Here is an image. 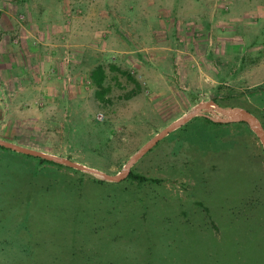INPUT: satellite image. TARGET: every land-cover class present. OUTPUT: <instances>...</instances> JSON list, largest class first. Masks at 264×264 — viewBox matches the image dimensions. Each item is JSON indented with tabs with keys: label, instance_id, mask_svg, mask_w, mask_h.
<instances>
[{
	"label": "rangeland",
	"instance_id": "rangeland-1",
	"mask_svg": "<svg viewBox=\"0 0 264 264\" xmlns=\"http://www.w3.org/2000/svg\"><path fill=\"white\" fill-rule=\"evenodd\" d=\"M241 1L221 7L224 22L216 28L256 27L257 5ZM177 2L19 4L20 28H36L24 17L34 13L47 15L40 23L54 30L47 35L53 53L42 39L20 38L51 59L45 77L34 71L27 78L32 87L44 78L52 92L43 99L36 91L26 98L0 91V139L116 175L170 123L199 104L215 106L131 166L156 181H108L0 146V264H264V147L245 123L205 119L239 108L264 127V38H245L254 51L205 53V38H190L191 46L176 36L179 25L204 27L203 15L195 20ZM99 64L102 99L89 77Z\"/></svg>",
	"mask_w": 264,
	"mask_h": 264
},
{
	"label": "crops",
	"instance_id": "crops-1",
	"mask_svg": "<svg viewBox=\"0 0 264 264\" xmlns=\"http://www.w3.org/2000/svg\"><path fill=\"white\" fill-rule=\"evenodd\" d=\"M30 1L33 0H0V91H2L1 93H5L7 97L11 95L13 97H15L16 95H20L23 98H26V96L30 94L31 91H36L33 93L41 95L40 98L42 97L43 99H47V96L50 95L52 92L50 90L49 84L46 82L47 80L44 81V78H42L43 81H40L32 87L31 83L33 82V80L32 78H27V75L29 76V73L33 75V72L35 71L37 74H39L38 76L40 78L43 76L45 77V74H48L49 70H53L52 66L47 63L51 62V59H48L47 56H45L44 54H40L38 52L39 49H37V47H31L29 40H20V38L32 37V39L35 38L37 41H41L42 39V43H44L45 45L43 48H45L46 50L51 49L49 52L53 53V49L55 48L47 47V45H49L47 42L49 36L47 35L49 33L52 34L54 30L53 28H51V31L47 33V30L44 29L40 23L47 21V15H34V13H30L28 15H25L24 17L27 21L30 22V24L35 25L36 28H20L18 20L20 10L19 4L24 2L23 4H25V6H28L29 4H31ZM251 2L257 5L256 9L258 10V14L259 12L261 13V18L259 16L255 18L256 20L254 24L256 23V27L246 31L245 28H243V30L241 31L233 29L231 30V32H229L225 29L216 28V23L220 24L224 22V16H221L219 13H222L221 7L228 6L231 8L232 6H234V8H236L238 7V5L242 4V1L239 2V0H178L176 4L177 6L181 7L185 6L186 4L190 6L187 12L191 13L195 20H197V17L201 18V16L203 15L201 19L204 20V27L197 25L199 23H197L196 26H187V28L183 27L182 25H179L176 29V36L189 37L187 43L191 44V46H196V41H191L190 38H205V42L199 44L202 46V49H204L205 53L211 52L226 54L227 52L231 51V49L229 50V48L231 47H239V50L244 52V49L247 46L251 48L250 51H254L253 49L258 48L251 45H246L245 38L249 36L260 39L264 38V28H258L257 26V23L260 20L262 23H264V0H252ZM216 7H218V9H215ZM157 10L158 12H164V9H160V7ZM201 10L202 12H200ZM213 13L218 18L213 16ZM223 13L226 14L227 12ZM206 14H208V16H206ZM180 15H183V8L180 11ZM180 15L178 13L179 22L180 20L182 21V17H180ZM87 17H81V19L77 21L85 23ZM214 20L215 24L209 25V22ZM67 21L68 23L63 25V29L65 30L70 27L69 23L71 22V20L67 19ZM192 24L195 25V23L193 22ZM81 27H83V24L81 25ZM156 33L157 36H165V34L162 32ZM18 75L19 78L16 77ZM23 76L25 77L24 80L22 78ZM19 79H22V81H20V84L18 81ZM35 81L37 80L34 79V82ZM258 81L259 80H256L253 83H259ZM25 85L27 86V88L22 90L23 86ZM1 113L2 112H0V118L3 117Z\"/></svg>",
	"mask_w": 264,
	"mask_h": 264
},
{
	"label": "water",
	"instance_id": "water-1",
	"mask_svg": "<svg viewBox=\"0 0 264 264\" xmlns=\"http://www.w3.org/2000/svg\"><path fill=\"white\" fill-rule=\"evenodd\" d=\"M209 106H215V103L212 101H209L207 103L204 104H199L197 109L182 116L181 118L173 121L172 123H170L168 126H166L164 129H162L161 131H159L157 134H155L152 138H150L141 148H139L126 162L125 166L123 167V169L121 170V172H119L116 175H109L107 173L101 172L99 170L93 169V168H89L86 167L83 164H79L77 162H74L72 160H69L67 158H62V157H58V156H54V155H50L35 149H31V148H26V147H22L19 145H15L11 142L5 141L0 139V146H3L5 148H9L11 150L23 153V154H27V155H31V156H35V157H40L49 161H53L55 163H59V164H63L78 170H82V171H86L89 172L93 175H99L100 177H102L105 180L108 181H120L123 178H125L131 169V166L136 162V160L143 154L145 153L147 150H149L159 139H161L162 137H164L166 134H168L170 131H172L173 129L179 127L181 124L185 123L186 121H188L189 119H191L192 117L198 115V114H202L200 113V111L204 108H209ZM213 112V111H212ZM227 117H209L211 120H214L216 122H221V123H229V122H245L250 129L255 133V135L257 136V138L259 139V141L261 142V144L264 147V129L263 126L261 124V122L253 115L251 114L249 111L247 110H243V109H233L230 111H226Z\"/></svg>",
	"mask_w": 264,
	"mask_h": 264
},
{
	"label": "trees",
	"instance_id": "trees-1",
	"mask_svg": "<svg viewBox=\"0 0 264 264\" xmlns=\"http://www.w3.org/2000/svg\"><path fill=\"white\" fill-rule=\"evenodd\" d=\"M109 68L118 69V68H115V66L113 64H110ZM119 72L121 74H123V75L129 76V74H127V72L124 71V70H119ZM89 77H90V80H91L93 86L96 88V94H97L98 98L102 99L105 96L106 91H107V88L104 87V80L106 78V74H105V70H104L103 66L99 64L96 67H94L90 71ZM205 119L208 122H210V123H214L209 118H205ZM241 123H245V122H241ZM217 124H222V123H217ZM1 147H3V146H1ZM37 158L40 159L39 163H45L46 162V163H49V164L65 166L63 164H57V163H55L53 161H49V160H46V159H43V158H40V157H37ZM66 167H68V166H66ZM68 168H71V167H68ZM73 170L78 171L76 169H73ZM127 178L133 180L134 182H138V183H143V182H146V181H156L155 179L148 178V177L144 176L143 174L135 173L131 169H130L129 174L127 175ZM98 181L101 182V181H104V180H98Z\"/></svg>",
	"mask_w": 264,
	"mask_h": 264
},
{
	"label": "built area",
	"instance_id": "built-area-1",
	"mask_svg": "<svg viewBox=\"0 0 264 264\" xmlns=\"http://www.w3.org/2000/svg\"><path fill=\"white\" fill-rule=\"evenodd\" d=\"M100 118V117H99Z\"/></svg>",
	"mask_w": 264,
	"mask_h": 264
}]
</instances>
